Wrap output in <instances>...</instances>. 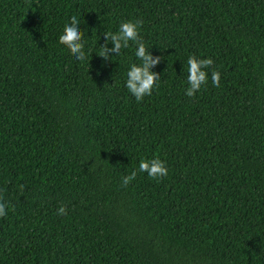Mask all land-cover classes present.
I'll list each match as a JSON object with an SVG mask.
<instances>
[{
  "label": "trees",
  "instance_id": "obj_1",
  "mask_svg": "<svg viewBox=\"0 0 264 264\" xmlns=\"http://www.w3.org/2000/svg\"><path fill=\"white\" fill-rule=\"evenodd\" d=\"M128 20L159 58L139 101L135 44L100 56ZM0 204V264H264V0H0Z\"/></svg>",
  "mask_w": 264,
  "mask_h": 264
},
{
  "label": "clouds",
  "instance_id": "obj_2",
  "mask_svg": "<svg viewBox=\"0 0 264 264\" xmlns=\"http://www.w3.org/2000/svg\"><path fill=\"white\" fill-rule=\"evenodd\" d=\"M140 21H124L119 24L116 32L106 35V41L102 46L101 57L107 58L109 51L119 54L121 48H128L129 42L135 44L134 55L138 63H131L127 71V79L125 86L137 101L144 96L150 95L154 87H158L157 74L151 71V66L158 62L159 58L153 60L150 52L146 49L145 43L139 37ZM81 21L77 16H72L68 24L63 28L62 34L59 35V43L66 44L71 48V51L76 55L77 59L84 57L85 43L81 39ZM107 44H111V49L107 48ZM213 61L210 58L197 59L195 56H189L187 60L188 87L185 94L189 97L199 91L202 85L208 81V75L205 69L211 65ZM211 81L215 86H219L220 74L218 71L211 73ZM138 171L146 172L149 177L160 178L168 174V169L164 162L160 159L141 160L138 165ZM136 172L133 171L130 175L123 177V184H128L129 181L135 178ZM59 214L64 213V208L58 209ZM5 214V205L0 204V215Z\"/></svg>",
  "mask_w": 264,
  "mask_h": 264
}]
</instances>
